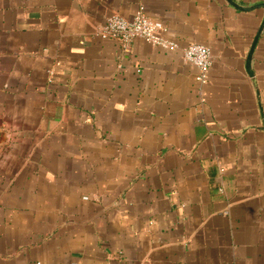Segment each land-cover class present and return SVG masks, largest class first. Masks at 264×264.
Segmentation results:
<instances>
[{
  "label": "crops",
  "instance_id": "crops-1",
  "mask_svg": "<svg viewBox=\"0 0 264 264\" xmlns=\"http://www.w3.org/2000/svg\"><path fill=\"white\" fill-rule=\"evenodd\" d=\"M140 8L178 50L99 38ZM263 21L226 0H0V264H264Z\"/></svg>",
  "mask_w": 264,
  "mask_h": 264
},
{
  "label": "built area",
  "instance_id": "built-area-1",
  "mask_svg": "<svg viewBox=\"0 0 264 264\" xmlns=\"http://www.w3.org/2000/svg\"><path fill=\"white\" fill-rule=\"evenodd\" d=\"M165 33V27L148 18L143 9L140 8L131 20H125L121 17L109 18L99 31L98 36L101 40L120 42L125 46H129L134 40L140 39L162 51L178 50L177 44L167 38ZM182 57L185 63L197 70L196 81L200 85L206 84L212 66L210 49L193 44L182 50Z\"/></svg>",
  "mask_w": 264,
  "mask_h": 264
},
{
  "label": "water",
  "instance_id": "water-1",
  "mask_svg": "<svg viewBox=\"0 0 264 264\" xmlns=\"http://www.w3.org/2000/svg\"><path fill=\"white\" fill-rule=\"evenodd\" d=\"M226 2L230 6H232L234 9L242 11V12H250V11L254 10L255 8H257V7L264 8V5L257 6V7H251V8H241V7L237 6L236 4H234L231 0H226ZM263 29H264V21H263V23H262V25H261V27L259 29V32H258L257 36L254 39V42H253V44H252V46L250 48V51H249V54H248V57H247L246 69H247V72H249V75H251V73H250V65H251V61H252V56H253L254 50L256 48L259 36L261 35Z\"/></svg>",
  "mask_w": 264,
  "mask_h": 264
}]
</instances>
